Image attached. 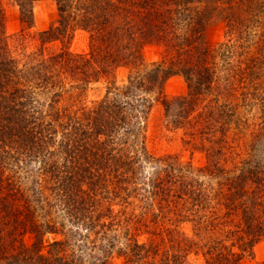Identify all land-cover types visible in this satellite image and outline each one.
Segmentation results:
<instances>
[{
	"label": "trees",
	"instance_id": "1",
	"mask_svg": "<svg viewBox=\"0 0 264 264\" xmlns=\"http://www.w3.org/2000/svg\"><path fill=\"white\" fill-rule=\"evenodd\" d=\"M12 1L25 41L43 0ZM52 1L41 48L18 53L0 0V264H241L264 241V0ZM77 30L87 53L46 54ZM173 76L187 94L165 95ZM155 101L202 167L149 150Z\"/></svg>",
	"mask_w": 264,
	"mask_h": 264
},
{
	"label": "rangeland",
	"instance_id": "2",
	"mask_svg": "<svg viewBox=\"0 0 264 264\" xmlns=\"http://www.w3.org/2000/svg\"><path fill=\"white\" fill-rule=\"evenodd\" d=\"M6 13V32L11 37L13 49L18 53L37 51L41 48L39 34L47 31L57 18L56 4L52 0L39 1L34 8V26L25 31V41L17 40L24 31L20 21L19 8L12 0H4ZM206 41L211 45H219L228 41L227 29L220 20L212 23L206 31ZM69 48L73 53L88 52V34L83 30H77L73 37L64 44L56 42L46 45V54L58 51L63 47ZM165 48L157 45L146 46L143 51V58L146 64L150 65L160 62L165 57ZM128 70L120 68L117 71L116 79L119 84L127 81ZM105 85L97 84L89 91L88 101L93 102L102 98L105 94ZM188 92V86L182 76H173L165 84L164 93L168 98L180 97ZM147 145L150 151L156 156L175 154L184 162H191L195 167H202L205 164L204 155L194 152L185 147L183 132L175 129L165 117L164 107L161 101H155L149 118L147 129ZM192 264H204L201 255H192ZM264 262V241L259 243L250 255H247L241 264H262Z\"/></svg>",
	"mask_w": 264,
	"mask_h": 264
}]
</instances>
